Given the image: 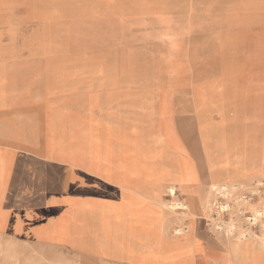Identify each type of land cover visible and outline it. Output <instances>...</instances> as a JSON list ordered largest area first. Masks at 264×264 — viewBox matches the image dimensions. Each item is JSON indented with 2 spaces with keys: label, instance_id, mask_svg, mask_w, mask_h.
I'll return each instance as SVG.
<instances>
[{
  "label": "rangeland",
  "instance_id": "obj_1",
  "mask_svg": "<svg viewBox=\"0 0 264 264\" xmlns=\"http://www.w3.org/2000/svg\"><path fill=\"white\" fill-rule=\"evenodd\" d=\"M192 91L209 100L202 130L230 142L239 161L264 174V0H0V129L12 122L18 130L59 136L61 151L91 153L88 146L111 120L114 94L131 116L119 122L123 135H146L142 112L151 111L158 122L167 107L182 152L205 158L199 123L190 118ZM202 175L197 192L207 206L204 227L219 250L228 242V224L234 235L244 227L264 238V217L252 226L249 210L240 217L213 215L220 199L207 197L206 168ZM243 180L254 186L250 175ZM259 189L251 202L264 209V185ZM164 207L186 218L182 209ZM11 247L20 245L0 234V264L15 258L7 255Z\"/></svg>",
  "mask_w": 264,
  "mask_h": 264
},
{
  "label": "crops",
  "instance_id": "obj_2",
  "mask_svg": "<svg viewBox=\"0 0 264 264\" xmlns=\"http://www.w3.org/2000/svg\"><path fill=\"white\" fill-rule=\"evenodd\" d=\"M11 123L0 129V234L20 247L7 264H220L201 205L182 221L164 210L169 187L187 203L202 173L189 183L163 157L61 151L59 136Z\"/></svg>",
  "mask_w": 264,
  "mask_h": 264
},
{
  "label": "bare ground",
  "instance_id": "obj_3",
  "mask_svg": "<svg viewBox=\"0 0 264 264\" xmlns=\"http://www.w3.org/2000/svg\"><path fill=\"white\" fill-rule=\"evenodd\" d=\"M101 74L113 75L110 72L108 73L107 71H103L101 72ZM113 85L115 86L116 83L113 82ZM189 94L193 107L192 110H189L193 113V116H191L190 118H194V121H197L199 123L197 131L200 135V144L202 146L205 158L203 157V155L201 157L196 156L192 150L190 151V154L192 155L191 157L190 154L188 155L182 152L183 145L180 137L171 124V115L167 107H161V109L159 110L160 116L158 122L151 118V111L146 110L142 112V114L147 119L146 121H144V125H146L149 129V133H147L146 135H141L138 138L133 137L134 139H131L129 134L123 135L120 132L121 125L119 122L121 120H123L124 122H128V120L131 119V116L125 105L118 106L116 104L117 98L114 96V94H111L109 96V104L112 105V107L109 109V114L106 112L107 99L105 100V115L107 113V118H111V120L110 122L108 120V124L105 123L104 135L102 136V138L93 141V143L88 146V151H90L91 153L105 151L107 154L115 151L141 152L148 155L150 154L151 157H163L165 158L164 160L166 162V166L172 168L173 171H181V173H183L184 175L182 174L180 176V179L182 181L186 180L189 183H195L199 178L198 175L201 173L204 174V169L206 168L208 176L210 178L208 191L209 196L207 194V197H210L213 194L215 197H218L220 199V202L217 206V211L215 210L216 208L213 210V215L215 217L217 216V214L219 216H222L224 213L228 214L231 217H240L249 210L251 212V217L246 218V220H249L252 226L255 225V223H257L258 221L261 222L262 218L264 217V209L258 208L256 204H253L251 202V196H253V194L251 193L257 192V190H260L259 187L264 185L263 170L258 165H249L244 159L239 161L238 152L232 151L230 142H224L220 139V137L212 135L209 132L208 134H206L205 131L202 130V119L205 118L202 110L206 108V104L209 100L206 96H204V94H200L199 91H192ZM181 95H183L182 92ZM187 96L189 97V95ZM189 106H191V104ZM215 156L219 159L221 158V156H223L224 161L213 162ZM261 161L264 162V159H261ZM249 175L254 186L248 187V184H250L251 182L247 184L243 180V178ZM249 188L250 194L246 195L244 191ZM191 190L192 189H190L189 187V198H187V203L179 199L178 201L171 200V210H174L176 209V207H178L182 209V214L184 216L193 217L196 215L194 214V206L196 203L198 205H201L202 215L204 218V216H207V206L204 203L205 197L203 198L202 196V199L199 193L196 194L194 193L195 191ZM241 190L243 192H241ZM179 191H185V189H180ZM179 191L174 186H171L168 188L166 193H170V195L174 199L177 196V192ZM191 192L192 194H189ZM190 205H193V208L190 207ZM213 206H215L214 203ZM213 206L211 205L210 207ZM210 218L212 217L210 216ZM218 226L220 225L218 224ZM240 229L241 233L238 235H234L233 233L235 231V227L232 224L226 225L224 233L228 242L225 246L221 247L220 245V253L217 252L220 254V264H264V238H259L253 233L252 229L244 227H240ZM180 231L182 230L176 229V232L180 233ZM209 242L211 243L212 241ZM211 259H213V257Z\"/></svg>",
  "mask_w": 264,
  "mask_h": 264
}]
</instances>
